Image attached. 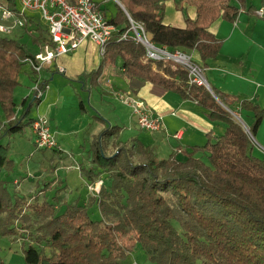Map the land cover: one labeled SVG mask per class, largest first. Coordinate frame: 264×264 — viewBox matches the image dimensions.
I'll return each instance as SVG.
<instances>
[{"label": "trees", "instance_id": "16d2710c", "mask_svg": "<svg viewBox=\"0 0 264 264\" xmlns=\"http://www.w3.org/2000/svg\"><path fill=\"white\" fill-rule=\"evenodd\" d=\"M8 1L18 9L16 0ZM93 1L117 32L98 66L84 73L90 87L98 85L108 64L119 61L128 79L191 99L211 121H222L226 128L213 140L192 146L184 158L179 159L174 151L158 159L153 148L138 140L129 147L124 141L122 147L106 154L107 139L120 130L107 124L90 146L91 163L110 178L94 198L101 219H90L88 208L75 204L58 214L54 203H28L13 197L0 179V234H17L13 220L26 212L40 220L31 237L40 247L23 245L25 264H119L137 243L157 264H264V159L253 155L248 133L224 107L226 95L190 83L187 71L172 61L148 59L144 47L133 39L117 40L129 29L130 20L141 23L155 45L184 53L196 51L198 64L205 70L220 50L210 26L219 18L234 21L246 0H183L195 8L196 16L185 19L182 28L163 23L167 0H118L123 8L116 4L109 16L101 1ZM26 17L22 28L38 51L51 41L48 30L30 13ZM21 36L0 33V108L5 132L14 134H23L35 120L29 118L30 108L17 116L14 99L22 66L37 52ZM240 105L253 112L249 132L254 136L264 110L245 100ZM79 109H83L81 101ZM8 152V144L0 145V171L12 167ZM103 215L113 218L105 221ZM31 225L26 220L21 228ZM0 264L6 263L0 259Z\"/></svg>", "mask_w": 264, "mask_h": 264}, {"label": "crops", "instance_id": "0c3cea01", "mask_svg": "<svg viewBox=\"0 0 264 264\" xmlns=\"http://www.w3.org/2000/svg\"><path fill=\"white\" fill-rule=\"evenodd\" d=\"M96 1L103 2L104 0ZM101 8L103 7L101 6ZM258 10H261V14L258 13ZM195 16V8L183 0H167L164 2L163 23L166 25L182 28L185 25V19H194ZM210 33L220 42V50L214 59L208 61V66L204 70L206 81L209 87L211 86L221 94L226 95L227 106L224 105L226 110L232 117L234 113L241 115L244 120V127L242 128L244 130L245 128L249 129L253 123V112L242 109L240 105L241 101H249L264 110V2L262 0H246L244 8L239 10L234 21L229 22L219 18L210 26ZM36 51L37 48L34 52ZM192 53L199 61L198 53L196 51H192ZM100 60L101 55L99 54L98 46L90 40H85L74 51L56 57L51 66L41 70L44 75L41 76L32 72V80L35 81L39 77L42 83L49 86L48 81L52 79L53 74L60 73L69 78H75L71 82H77L81 74L95 69ZM59 68H62L63 71H59ZM48 75H50L49 79L47 78ZM87 83L88 79L84 78V81L81 83L83 86L82 89L87 91L88 94H91L92 90L90 89L93 87L87 90ZM98 86L100 88H106L105 90L108 94L105 93L103 95L100 93L98 102L100 101V103H105L106 105L109 104V111L113 113L111 118H103V121L100 119V115L91 114L102 124L96 125L91 129L90 133H93L91 143L94 137L107 124L108 126L122 128L121 123L118 125L117 120L119 122L122 121L121 110L123 109L128 113L125 119L126 122H134L133 126L139 133L136 137L131 138L132 141L138 140L154 150L157 148V150L164 152L166 156L175 151L179 159L184 158V154L190 151L192 146H201L208 139L213 140L215 137L220 136L226 128V124L222 121H211L207 116V112L195 101L182 99L176 93L165 91L147 82L128 79L124 75L119 61L110 63L104 68L98 79V85L95 87ZM45 90L47 91V89ZM45 90L44 92H46ZM120 94L130 95L133 98L143 101L151 110L152 114L161 117L162 128L152 132L140 129L136 122V116L130 107L119 98ZM110 97H114L116 100L114 105L111 104ZM79 100L82 102L81 99ZM26 101L27 97L25 96L20 102L22 107L18 110L17 116H19V111L24 110L23 105ZM40 101L41 98L38 102ZM82 107V110L86 112L83 102ZM116 107L120 109L117 110ZM132 114L135 116V120ZM71 127L74 128L76 125L71 124ZM1 130L3 128L0 129V133ZM69 134H72L71 138H77L76 132L73 131ZM32 135L34 143L33 132ZM60 135L66 134L61 132ZM254 138L259 148L257 146L254 147L252 144V153L254 156L264 159V115ZM55 141L57 147L46 150L52 151L51 158L53 155H57L59 162L50 164L49 166L40 164L43 160L50 159L45 158L36 162L38 164L27 166V169L29 166L31 168L33 166L34 170L41 171L42 174H46L47 172L44 181L48 182V188H46L44 196L63 193L66 198L76 201H80L81 196H83L82 200L84 201H88L89 198L96 196L97 191H99L97 184L99 182L102 184L103 174H98L100 173V169L91 163L89 145L88 147L84 145V149L81 150L79 147L81 146L80 144L77 145V148H73L70 143L65 144V147H63L58 140L55 139ZM161 147L164 149H161ZM71 155L73 163L66 158V156ZM79 158H81V161H79ZM12 164H14L13 160ZM48 168L52 169V172H49V174L47 171ZM72 169L79 172L80 180L78 181H80L81 185H86L85 190L73 186L74 184L77 185L75 180L68 177V172ZM94 176H99L96 182ZM2 180L9 182L6 179ZM12 182L15 184L17 180L14 179ZM22 184L24 183L21 181V188L24 189L23 192L28 193L26 190L28 186L23 187ZM33 185L34 182L29 186L33 189ZM103 185L107 186L105 182H103Z\"/></svg>", "mask_w": 264, "mask_h": 264}, {"label": "rangeland", "instance_id": "374dc122", "mask_svg": "<svg viewBox=\"0 0 264 264\" xmlns=\"http://www.w3.org/2000/svg\"><path fill=\"white\" fill-rule=\"evenodd\" d=\"M117 2L115 0H104L101 3V6L106 9L107 15L109 16L111 13L113 14L115 12ZM257 4V2H256ZM16 5L19 9V1L16 0ZM29 12V11H27ZM31 15L34 17L36 21L40 23V25L45 28L46 24L42 20L39 12H33ZM0 23L7 24V22H3L0 19ZM23 31V34H22ZM20 40L26 45H28V48L31 51H35L36 48L32 45L29 37L27 35L28 32L24 30L23 28H14L13 32L11 34H2L7 37H13L17 38L20 35ZM147 36V35H146ZM148 38V36H147ZM185 54L190 55L194 61L198 63L197 57L192 53V51L185 52ZM21 75H20V84L16 88L14 93V98L16 102L18 103L17 107V113L20 107V102L23 97H27L26 103H24L23 107L24 110L27 108H30L29 110V118L36 119L37 117L41 116L44 117L48 126L50 133L55 136V139L59 141V143L65 147V144L70 143L73 148H77V145L79 146L81 150L85 147L91 146V140L93 138V133L91 132V129L94 128L96 125H99V121L95 119L91 114L94 115H100L101 118H111L112 111H109V104L100 103L98 102L99 94H107L106 88H100L93 87L90 89V85H87V90L90 89L91 94H88L87 91H84L82 89V82L84 81V74H81L79 76V79L77 82H71L72 79L75 78H69L68 76H65L64 74L60 73H54L52 76V79L48 81L47 91L42 92L41 95V101L38 102V100L35 99L33 88L35 86V81L32 80L33 74L32 70L29 66V64H24L21 69ZM38 75H44L43 72H40ZM47 75V74H46ZM205 77V74H204ZM39 78V77H38ZM47 78H50V75L47 76ZM68 79V80H67ZM70 79V80H69ZM206 79V78H205ZM207 80V79H206ZM33 81V82H32ZM208 83V82H207ZM211 87V86H210ZM104 91V92H103ZM108 95V94H107ZM111 98V97H110ZM82 100L86 112L79 109V102ZM107 101V99H106ZM115 99L112 97L110 99L111 104H115ZM31 105V106H30ZM122 108V107H121ZM116 109H120L117 108ZM131 109V108H130ZM132 111V110H131ZM22 111H19V115H21ZM132 113V112H131ZM122 114V121L119 122L117 120L118 125H120L122 128H120L119 132L116 135H113L107 139V149H105L106 154H110L111 152L115 151L117 146L122 147L123 143H125L130 146H132L133 142L131 140L132 137H136V135H139L138 130L133 126L134 122H126V115L128 114L125 109L121 110ZM54 115V116H53ZM133 115V114H132ZM118 116V113H117ZM134 116V115H133ZM233 118L242 126H243V117L239 115V118L235 115H233ZM116 120V119H114ZM135 120V116H134ZM4 116L0 108V129L1 130V136H0V145H9V152L8 157L13 160L14 164H12V169L10 170H1L0 171V178L9 180V182H6V187L10 194H13V197H19L24 198V200L28 203H38L41 204L44 201L54 203L55 207L57 209V213H62L66 206L68 205H79L84 206L88 208L89 217L92 220H100L101 219V212L98 210L97 205L94 201V197L89 198L88 201L82 200L83 196H81L80 201L71 200L66 198L63 193H56V195L52 196H44V192L46 191L48 182L44 181V178L46 177V174H42V172H38L37 170L33 169L28 165L31 164H38L36 162H39L43 159H49V160H43L42 163L45 166H49L50 164H55L59 162L57 159V155H53L51 158L52 151L46 150V149H38L35 144L33 143V123L31 125V130L28 126L25 127L23 134H14V133H7L5 132L3 123H4ZM72 125H76V127L72 128ZM102 125V124H100ZM2 127V128H1ZM76 130V131H75ZM77 133V138H71L72 134H69L71 132ZM88 131V132H87ZM66 134V135H60V133ZM101 132V131H100ZM99 132V133H100ZM89 133V135H88ZM99 135V134H98ZM96 135L93 140H96L98 137ZM90 136V137H89ZM251 143L254 147L257 146L255 142L254 136L250 137ZM123 142V143H122ZM259 148V146H257ZM67 149V148H65ZM161 149H164L161 147ZM157 158H164L166 157V154L164 152H161L155 149ZM54 153V151H53ZM68 161H72V155L66 156ZM132 160L136 162L138 160L137 156H132ZM79 161H81V158H79ZM75 164V163H74ZM14 167V168H13ZM99 168V167H98ZM12 171V172H11ZM48 174L49 172H52L51 168H48ZM69 178L74 179L75 183L77 185V188H80L81 190H85L86 185L80 184V175L77 170L72 169L68 172ZM103 174V182H105L108 186L110 183V178L108 177L107 173H98ZM95 182L98 180L99 176H94ZM16 179L17 183H13L12 181ZM77 180V181H76ZM21 181L24 183L22 184L24 186H28L26 189L28 193L23 192L24 189L21 188ZM33 185L30 187L29 185ZM47 182V183H46ZM102 182V184H103ZM20 183V184H19ZM46 183V184H45ZM99 184V185H98ZM97 184V186H100V182ZM39 187V188H38ZM37 188V190H36ZM99 191H97L98 194ZM24 193V194H23ZM26 193V194H25ZM96 194V195H97ZM55 196V197H54ZM72 196V195H71ZM54 197V198H52ZM23 200V201H24ZM27 215V216H26ZM105 215V214H104ZM103 218L105 221L112 220V216H104ZM3 217V215H0V220ZM30 222L32 225L28 228H21L22 223L25 221ZM40 220L35 217L34 214L31 212H26L24 217L18 216L17 219L13 220L12 228L15 230L17 234L10 235L6 234L4 236H0V259L4 261L6 264H25L24 261V255H23V245L24 247H28L29 245H34L36 248H39L37 243L31 241L32 235L35 233V226ZM1 228V227H0ZM24 243V244H23ZM45 252H48L45 250ZM119 264H157L153 260H151L146 252L141 248V246L137 243L134 249L127 255V257L120 261ZM196 264H201V261H197Z\"/></svg>", "mask_w": 264, "mask_h": 264}, {"label": "built area", "instance_id": "2783aa9c", "mask_svg": "<svg viewBox=\"0 0 264 264\" xmlns=\"http://www.w3.org/2000/svg\"><path fill=\"white\" fill-rule=\"evenodd\" d=\"M19 9L14 10L8 0H0V19L7 24L0 23L1 34H11L14 28H22L27 21L26 14L39 12L46 24L50 42L45 43L33 58L25 60L35 74L51 66L53 60L64 54L74 51L85 40L94 42L102 56L105 47L112 39L117 28L102 16L93 0H76L70 3L68 0H18ZM29 11V12H27ZM261 14V10H258ZM133 39L141 43L145 49V55L151 60H169L182 66L188 74L190 83H196L209 87L204 69L192 59L190 55L181 50H170L164 45H155L146 36L141 23L130 20L128 30L120 33L117 40ZM59 71H63L59 68ZM47 88L39 78L35 80L33 88L35 98H40L43 90ZM119 98L127 104L136 116V122L140 129L145 131H157L162 128L161 117L152 114L146 104L130 95H119ZM233 115L239 118L237 113ZM249 137L252 135L245 128ZM34 144L38 149H54L57 147L54 136L50 133L49 126L44 117H37L33 121Z\"/></svg>", "mask_w": 264, "mask_h": 264}, {"label": "water", "instance_id": "95a60500", "mask_svg": "<svg viewBox=\"0 0 264 264\" xmlns=\"http://www.w3.org/2000/svg\"><path fill=\"white\" fill-rule=\"evenodd\" d=\"M115 1L117 2V4H118L120 7H122V5L120 4V2H119L118 0H115ZM122 8H123V7H122ZM207 89H208L210 92H212L210 87H208ZM213 96H214V95H213ZM214 97H215V96H214Z\"/></svg>", "mask_w": 264, "mask_h": 264}, {"label": "bare ground", "instance_id": "6f19581e", "mask_svg": "<svg viewBox=\"0 0 264 264\" xmlns=\"http://www.w3.org/2000/svg\"><path fill=\"white\" fill-rule=\"evenodd\" d=\"M141 44V43H140ZM142 45V44H141ZM143 46V45H142ZM144 47V46H143Z\"/></svg>", "mask_w": 264, "mask_h": 264}]
</instances>
